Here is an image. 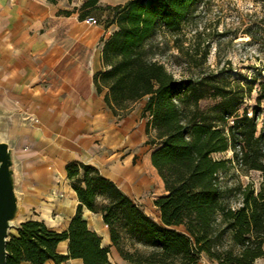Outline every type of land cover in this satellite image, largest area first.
Masks as SVG:
<instances>
[{
  "label": "trees",
  "instance_id": "16d2710c",
  "mask_svg": "<svg viewBox=\"0 0 264 264\" xmlns=\"http://www.w3.org/2000/svg\"><path fill=\"white\" fill-rule=\"evenodd\" d=\"M58 1L47 0L51 5ZM206 1L129 0L106 8L110 16L104 29L114 30L101 40L102 70L93 84L114 117H126L146 99V144L155 146L151 164L166 193L154 202L160 221L98 168L73 161L66 173L79 204L68 229L23 223L7 243V264H111L110 249L89 228L84 210L102 217L124 264H198L203 255L216 264H255L264 257V144L256 115L244 111L229 121L240 98L211 88L208 77L177 79L152 57L150 43L158 31L179 32ZM99 3L85 0L80 20L90 18L87 13ZM211 97L217 103L214 116L202 106ZM228 151L234 160L213 158ZM234 163L245 172L261 173L259 190L222 184L220 176ZM65 241L68 255H61L58 247Z\"/></svg>",
  "mask_w": 264,
  "mask_h": 264
},
{
  "label": "rangeland",
  "instance_id": "374dc122",
  "mask_svg": "<svg viewBox=\"0 0 264 264\" xmlns=\"http://www.w3.org/2000/svg\"><path fill=\"white\" fill-rule=\"evenodd\" d=\"M84 1L59 0L58 7L69 12L68 19L64 25L60 20L53 19L50 44L55 47L69 46L72 57L81 50L82 60H87L84 62L87 66L101 50V40L108 38L114 30L104 29L110 16L106 8L125 5L129 0H100L99 8L90 10L86 16L96 19V26L86 25L79 18V9ZM150 44L152 57L177 79L208 77L211 88H225L231 97L240 98L241 102L230 114L229 121L244 111L249 116L255 114L257 135H262L264 144V0H207L199 6L196 17L184 24L179 32L160 29ZM73 68L74 63H71L66 70L70 72ZM62 70L64 68L59 70L58 67L51 75L54 84L58 83L56 75ZM213 92L211 89L208 95L212 96ZM11 98L18 105L8 110L5 126L13 127L18 123L24 143L21 149L13 151L19 211L17 228H11L8 240L17 235L26 221L47 215L56 222L71 191L68 180L59 175V162L50 160V124H46V112H35L30 96L22 98L23 102H18V97ZM145 103L146 99L134 104L124 118L114 117L105 106L102 107L101 115L94 122L96 154L88 161L113 180L147 215L159 222L160 215L154 202L166 193L151 164L155 146L146 144L147 119L142 118ZM216 104L213 97L202 102L212 116L214 112L211 110ZM42 113L46 116L45 122L41 120ZM213 158L232 161L234 155L228 151L214 154ZM142 165H147L149 182L148 186L141 188V183L134 184L129 179L128 172ZM220 181L229 187L250 184L259 190L262 177L260 172H245L234 163L226 174L220 176ZM110 262L118 264L112 253ZM66 264L79 263L73 261Z\"/></svg>",
  "mask_w": 264,
  "mask_h": 264
},
{
  "label": "crops",
  "instance_id": "0c3cea01",
  "mask_svg": "<svg viewBox=\"0 0 264 264\" xmlns=\"http://www.w3.org/2000/svg\"><path fill=\"white\" fill-rule=\"evenodd\" d=\"M58 5L59 1L58 4L51 5L47 0H0V105L11 110L18 105L11 97H18L20 99L17 101L23 102L22 98L30 96L36 107L34 111L46 112L47 117L42 113L41 120L45 122L47 118L46 124H50V160L59 162V175L68 180L66 166L70 162L78 161L98 168L88 159L96 154L95 123L105 105L103 97L97 94L93 84L94 75L102 70L101 50L85 66L84 62L87 60H82L81 50L72 57L69 46L65 47L63 44L55 47L50 44L53 19L60 20L63 25L68 19L67 10L59 8ZM71 63H74V68L68 72L66 67ZM58 67L59 70L61 67L64 70L56 75L58 83L54 84L52 76ZM20 130L16 123L5 132L6 142L15 152L24 143ZM128 177L134 184L141 183V188L148 186L146 165L128 172ZM70 188L69 198L64 204L65 209L56 222L47 215L29 221L44 222L56 232L66 231L79 204L71 185ZM84 219L89 228L102 237V244L110 249V255H114L118 264H124L111 244L109 230L102 217L84 210ZM12 227L17 228V218L12 222ZM58 252L68 255L67 241L59 245ZM73 261L82 264L80 260L66 263ZM46 264L54 263L49 261ZM198 264L216 263L203 255ZM255 264H264V257Z\"/></svg>",
  "mask_w": 264,
  "mask_h": 264
},
{
  "label": "water",
  "instance_id": "95a60500",
  "mask_svg": "<svg viewBox=\"0 0 264 264\" xmlns=\"http://www.w3.org/2000/svg\"><path fill=\"white\" fill-rule=\"evenodd\" d=\"M5 108L0 105V264H7V243L12 222L17 218L19 201L16 193L17 176L14 170L13 149L6 142Z\"/></svg>",
  "mask_w": 264,
  "mask_h": 264
},
{
  "label": "built area",
  "instance_id": "2783aa9c",
  "mask_svg": "<svg viewBox=\"0 0 264 264\" xmlns=\"http://www.w3.org/2000/svg\"><path fill=\"white\" fill-rule=\"evenodd\" d=\"M84 23L89 26H96L98 22L94 18H87Z\"/></svg>",
  "mask_w": 264,
  "mask_h": 264
}]
</instances>
